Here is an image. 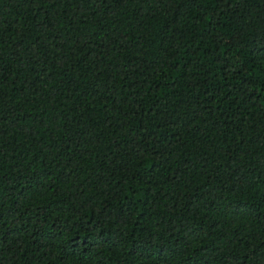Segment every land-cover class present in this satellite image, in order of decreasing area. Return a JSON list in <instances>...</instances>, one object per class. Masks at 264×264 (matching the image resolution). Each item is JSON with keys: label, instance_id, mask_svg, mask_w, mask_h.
<instances>
[{"label": "trees", "instance_id": "1", "mask_svg": "<svg viewBox=\"0 0 264 264\" xmlns=\"http://www.w3.org/2000/svg\"><path fill=\"white\" fill-rule=\"evenodd\" d=\"M0 264H264V0H0Z\"/></svg>", "mask_w": 264, "mask_h": 264}]
</instances>
